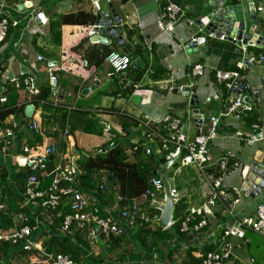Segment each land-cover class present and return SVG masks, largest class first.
<instances>
[{
    "label": "crops",
    "instance_id": "0c3cea01",
    "mask_svg": "<svg viewBox=\"0 0 264 264\" xmlns=\"http://www.w3.org/2000/svg\"><path fill=\"white\" fill-rule=\"evenodd\" d=\"M219 1L100 0L98 4H94L91 0H0V19L7 18L11 30L0 47V98L4 97L6 88L15 89L14 76L20 71L29 73L38 88L49 87L47 63L54 64L59 79L60 106L55 105L52 97L51 104L56 109L61 107L66 111L85 115L75 118L78 127L90 128L92 132L102 131L101 134H88L78 130L72 135L71 125L67 122L64 130L68 129L69 134L66 135L55 115L47 113L41 106H35L34 99H30L25 90H15L18 104L25 107L24 115L29 105L35 106L32 118L40 122L44 133L42 136H33L26 125L20 126V129L15 131L13 146L6 154L0 153V204H4L10 213L9 216L0 213V232L10 233L20 229L22 221L18 217L29 215V225L37 227L32 233V240L39 246L40 251L26 252L21 244L0 242V264H44V253L68 255L81 264L202 262L204 252H199L195 246L201 245L200 242H208V237L202 232L184 234L183 237L174 234L169 243L158 245V242H164L159 241L156 235L157 230L162 229L160 224L152 228L149 225H131L127 220L121 219L120 225L124 228L122 237H106L97 229L94 238L89 229L79 232L74 229L71 233H64L60 229L62 217L69 213V209H66L69 200L65 199L57 211L51 212L54 221L49 224L42 217L46 211L41 204H32L26 200L30 170L21 149L22 146L30 145L34 150L33 154H40L43 146L56 143L59 147L62 141L66 142V152L59 150V154L38 172V180L43 189H46L51 185L58 167H72L75 158L81 170V164L85 160L100 154L102 149H107L112 144L115 146L111 150L122 145L126 149L128 162L132 164L138 159L131 148L139 143L143 144L145 150L151 147L152 153H156L159 144L146 142L145 124L159 127L158 122L168 114L182 120L183 130L190 141L198 134L200 128L208 130L209 118L218 116L227 104V94L216 82L215 71L234 70L242 60L241 52L234 44L220 39L206 38L204 44L191 53L185 51L181 44L194 37H205L197 22L205 19L210 5ZM253 1L258 4V8H262V11H258L256 19L250 16L249 0H239L237 4L227 0V3L233 12L239 11L245 16L248 26L263 24L264 0ZM169 2L181 5L186 15L185 19L178 23L174 34L162 33L157 27V21L163 18V8ZM40 10L46 19L45 24L41 26L33 19ZM111 11L121 22L118 37L124 41L123 47L112 37L109 40L108 34H99L102 41H105L97 42L94 37L98 35L88 33L86 26L61 27L60 44L56 42L58 38L54 41L53 35L50 34L52 21L63 15L85 12L97 17L101 12L107 15ZM187 20H193L195 24L188 25ZM16 21L20 22L19 27L14 26ZM81 43L82 46L73 51ZM139 47L142 48L143 54L137 53L136 49ZM107 49L133 57L136 62L133 67H138L141 79L133 82V70L124 78L115 75L106 59L100 61ZM260 55H264V48H250L244 54L250 63L246 64L242 71L253 88L248 93V98L257 115V124L249 125L245 119L236 122L222 118L218 137L210 144L212 165L227 154L231 158L232 169L224 179L227 188H241L246 170L259 155L260 162L264 165V64L255 62V58ZM40 56L43 61L39 60ZM196 64L208 67L201 77H192L190 74L192 66ZM126 83L129 85L126 86ZM186 86L191 88V95H197L199 105L191 107L190 97L177 91ZM129 88L131 92H128ZM216 95L220 98L216 99ZM195 110L202 116L200 122L195 118ZM12 117L23 122L29 120L26 115H10L0 122V135L11 126ZM123 125L128 127V130H124ZM256 125L259 126L258 129H255ZM254 135L261 140L249 145L247 141ZM73 148L80 152L79 156L73 155ZM142 156V159L147 157L146 153ZM234 164L240 165L241 169H234ZM108 175L112 179L109 189L119 192L117 180H113L111 172ZM162 176L171 188L186 197L189 206H199L209 194L207 181L194 169L165 170L162 167L159 177ZM78 184L80 181L77 180V186ZM79 190L99 207L102 215L110 213L119 219L121 205L116 202L112 192L100 190L96 176L93 182L88 181L81 185ZM261 204H264V193L256 198L241 195L236 199L233 212L237 218L252 216ZM228 220L226 214L218 213L217 221L210 224V232L219 230ZM232 242L235 245L241 243L238 240ZM244 242L240 248L235 247L233 250L238 263L249 264L253 259L254 264H261L257 257L258 254L264 256V237L246 230ZM204 251H209V247L205 246Z\"/></svg>",
    "mask_w": 264,
    "mask_h": 264
},
{
    "label": "built area",
    "instance_id": "2783aa9c",
    "mask_svg": "<svg viewBox=\"0 0 264 264\" xmlns=\"http://www.w3.org/2000/svg\"><path fill=\"white\" fill-rule=\"evenodd\" d=\"M94 4H98L100 0H91ZM257 11H262L258 8ZM183 7L175 2H169L163 8V18L157 21V27L162 33L174 34L178 23L185 19ZM35 19V17L33 18ZM32 19V20H33ZM188 25H193V20H187ZM14 26H20V22H14ZM10 30V21L7 18L0 19V47L5 43ZM200 32L205 33V37L209 40H224L223 35H217L205 28L200 29ZM193 41L197 37L192 38ZM185 43L181 44L182 48ZM242 60L239 61L234 70H216V82L222 86L227 94V104L225 109L218 116L209 118L208 130L199 129L198 134L189 140L183 130V122L180 118L171 114L166 115L157 126L145 124V140L147 143H158L159 148L156 153H165L166 169H194L208 183L209 194L204 202L199 206H187L175 208L173 223L167 230L175 225H180V233H204L208 238V242H200L201 245L196 248L199 252H204L202 262L200 264H240L238 258L235 257L233 250L235 247H241L245 244V232L251 230L264 237V204L258 206L256 212L252 216L237 218L233 212V206L236 203L237 197L241 196V188H227L224 185L226 175L231 171L229 154L221 157L216 164L210 163V144L218 137L219 126L222 118L232 119L236 122H241L244 117L252 112L253 106L246 100L248 93L253 89L243 70L246 64L250 63L249 59L244 56L248 50L245 47L241 49ZM40 61L43 58L39 57ZM256 64H264V55L255 58ZM106 63L113 70L114 74L120 78L127 76L133 67L132 57L128 54L119 51H112L106 56ZM48 73L50 80V89L52 90V98L55 100V105L60 106L58 101V86L59 79L56 75V67L54 64H48ZM208 67L202 64L192 66L191 76L201 77L205 74ZM29 73L20 71L14 76L15 89L25 90L30 99H35L40 95L41 89L35 85V80H32ZM129 85L128 83L125 84ZM137 88V86H134ZM219 99V95L215 96ZM7 98H1V103H6ZM26 125L28 131L33 136H42L44 131L38 120L29 119L23 121L16 120L12 117L11 126L0 135V153L6 154L13 146L15 131L20 129V126ZM259 126H255L258 129ZM69 134V130L65 131ZM261 140L260 137L254 135L247 141L249 145H254ZM21 151L26 158L27 166L30 174L27 178L26 200L32 204H41L46 213L43 214V219L49 224L54 221V215L51 212L57 211L62 200H69L67 204L69 213L62 217L61 231L71 233L74 229L85 230L89 229L90 235L94 238L96 229L106 237L115 236L122 237L124 228L120 225V220H127L131 225H149L154 228L158 225L161 218L160 207L164 200L165 182L162 177L152 178L148 188L138 198H131L121 195L117 190L109 189L112 183L107 170L101 171L96 175L99 188L103 191L112 192L116 202L121 205L119 219L111 216L110 213L102 215L99 207L85 197L77 186V176L73 167L65 168L58 167L55 171V177L48 188L43 189L42 183L38 180V172L51 159L59 154V148L56 143H50L43 146V151L40 154H33L34 150L30 145L22 146ZM147 156L152 154L151 147L145 150ZM234 169L240 170V165L234 164ZM171 193L178 195L179 192L175 188H171ZM226 214L229 220L219 227V230L210 232L211 222L217 221L218 213ZM0 213L9 216L10 213L4 204H0ZM59 216V215H57ZM22 221L20 229L10 233L0 232V242H8L13 245L21 244L26 252L40 251L39 246L32 240V233L37 227L29 225L30 216L20 215L18 217ZM180 236V235H179ZM181 237V236H180ZM210 238V239H209ZM238 240L239 245H235L232 241ZM205 246L209 247V251H204ZM44 264H81L75 262L70 256L63 254H43ZM249 264H254L251 259Z\"/></svg>",
    "mask_w": 264,
    "mask_h": 264
},
{
    "label": "trees",
    "instance_id": "16d2710c",
    "mask_svg": "<svg viewBox=\"0 0 264 264\" xmlns=\"http://www.w3.org/2000/svg\"><path fill=\"white\" fill-rule=\"evenodd\" d=\"M238 2L239 0H232V3L234 4H237ZM96 20V16L91 13L78 12L73 14H66L59 17L56 21H52L50 34L53 35L54 41L55 38H58L56 42L57 44H60V30L61 27H63L64 25L86 26L88 27L87 32L89 33L92 26L96 23ZM82 44L83 43L79 44L76 48L73 49V51L79 49ZM136 51L138 54H143V50L141 47L137 48ZM110 52H112V50L107 49L100 61L106 59V56ZM133 68L134 67L131 68V70H133V82H138L142 76L141 72L138 71V67L134 69ZM131 70L129 71V73L131 72ZM40 89V95L33 100V104L35 106H41L47 113L55 115L57 121L59 122L63 130L66 128L67 122H69L71 125L70 132L72 135L78 130H83V132L88 134L102 133V131L92 132L90 128H85L83 126L78 127L76 125L75 118H79L80 116L85 115L78 114V112H69L61 107L60 109H56L50 102V97L52 93L50 86L41 87ZM15 90L16 89L14 88H6V91L3 96L7 98V102L0 103L3 104L0 105V122L5 120L10 115H14L15 117L25 116V107L18 104V96ZM128 92H131V88L128 89ZM244 119L248 122L249 125H254L258 122L255 111H252L247 114ZM123 128L124 130H128V127L126 128L125 125H123ZM58 148L61 152H66V142L62 141ZM131 149H133L134 156L138 159L137 162L134 164L128 162L126 149L122 145H119L115 149L109 151L107 154H97L96 156L85 160V162L81 164L82 173L79 177H77V180L80 181V184H78V188H80L81 185L86 184L88 181L93 182V178H95L97 174H99L103 170H107L112 173L113 180H117L119 193L121 195L126 197H138L142 195L144 191L148 188L150 180L152 178L159 177L160 169L162 167H165L166 152H162L161 154L152 153L150 156H147L146 158L142 159L140 157H143L142 155L143 153H145V149L142 143L133 146ZM186 202V197H184L178 203L177 208L187 207L188 205ZM66 209H69V207ZM180 229V225H175L167 231L159 228L156 232V235L159 241L162 240L164 242H158V245H165L166 243H169V241H171V239L174 238L175 235H180L181 237H183V235H181L180 233ZM77 231L79 232V230Z\"/></svg>",
    "mask_w": 264,
    "mask_h": 264
},
{
    "label": "water",
    "instance_id": "95a60500",
    "mask_svg": "<svg viewBox=\"0 0 264 264\" xmlns=\"http://www.w3.org/2000/svg\"><path fill=\"white\" fill-rule=\"evenodd\" d=\"M251 3L249 4V13L253 19L257 18L258 15V4L253 0H249ZM258 2L259 0H255ZM230 4L227 3V0H220L216 4L210 5V10L207 12L205 19L199 20L197 23L201 28H205L212 33H216L217 35H223L225 37V41H228L234 44L237 48L245 47L247 50L250 48H264V23L263 24H247L245 16L238 12H233ZM97 20L94 26L90 30V34L98 35L94 37L98 41H105L102 36L99 34H108V39L112 37V39L116 40V43L123 47L124 41L121 37H118V33L121 32L120 29V20L117 15L113 11L109 14H104L103 12L97 15ZM34 21L38 25H43L46 22L45 16L42 11H38L37 16ZM196 23V24H197ZM206 41V37L197 38L196 41L192 39L185 42L183 49L185 51L191 53L194 49H198L199 46L203 45ZM133 64L136 65L135 59L132 57ZM249 64V62H248ZM179 93L184 94L186 97H190V105L191 107H195L200 104V101L196 94H190L191 88L189 86L183 87L179 90ZM249 101V98L246 100ZM35 106L29 105L26 109L25 115L27 118L32 119L35 113ZM196 114L195 118L198 122L201 121V115L198 110H195ZM115 144H112L107 149H102L99 153L105 154L110 151ZM73 155L79 156L80 152L77 151L76 148L72 149ZM260 155L256 158L254 162L250 165V167L246 170L243 184L241 186V194L247 197L256 198L264 193V165L260 162ZM72 167L75 170V174L77 177L81 175V170L78 167L75 158L72 162ZM165 182V194L164 200L162 201V206L160 207L161 218L159 224L163 228H169L173 223L174 211L177 203L184 198L183 194H172L171 187L168 182Z\"/></svg>",
    "mask_w": 264,
    "mask_h": 264
},
{
    "label": "rangeland",
    "instance_id": "374dc122",
    "mask_svg": "<svg viewBox=\"0 0 264 264\" xmlns=\"http://www.w3.org/2000/svg\"><path fill=\"white\" fill-rule=\"evenodd\" d=\"M196 175L198 176V174L196 173ZM199 179V178H198ZM172 182V181H171ZM174 185V183H172ZM263 245H264V242H262ZM260 261L261 264H264V256L263 254H258V257H257Z\"/></svg>",
    "mask_w": 264,
    "mask_h": 264
}]
</instances>
